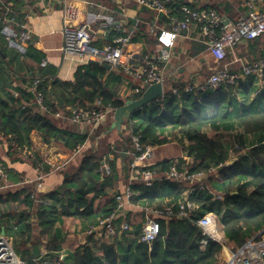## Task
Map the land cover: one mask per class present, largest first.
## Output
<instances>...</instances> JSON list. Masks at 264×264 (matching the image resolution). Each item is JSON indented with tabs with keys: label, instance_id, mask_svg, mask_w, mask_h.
<instances>
[{
	"label": "trees",
	"instance_id": "16d2710c",
	"mask_svg": "<svg viewBox=\"0 0 264 264\" xmlns=\"http://www.w3.org/2000/svg\"><path fill=\"white\" fill-rule=\"evenodd\" d=\"M176 1L181 4L177 6ZM188 4L187 0H173L168 5L172 13H161L157 22L169 25L173 16L179 17L175 12L185 18L182 7H190ZM154 16L151 9L143 6L139 11L140 22L131 38L135 44L145 43L151 52L159 45L160 34L158 27L156 34L150 32ZM132 22L135 23L136 19ZM248 42L251 43V50L259 45L256 39ZM29 54L37 62L44 58L42 52L33 48L29 49ZM230 54L222 64L230 60ZM258 57L251 60L255 61ZM105 69L89 63L86 69L79 67L75 79L69 81L57 76L58 69L54 65L40 68L37 92L44 94L47 111L40 108L36 93L29 89L18 92L19 98L15 102V107L20 111L18 116L9 112L8 101L0 99V149H4V158L0 155V169L7 173L5 176L0 172V233L5 227L6 234L11 238H19L16 251L26 264H220L219 254L223 245L209 238L207 244L201 246L200 240L204 236L196 221L199 217L207 212L222 215V231L226 245L232 250L239 249L264 230V104L257 100L240 107L241 102L237 99L238 92L248 98V93L252 92L250 82L264 77V74L262 77L250 75L237 84H223L216 89L207 88L197 92H187L184 84H174L178 87V94L173 93L172 88H167L164 98L134 112L125 121L122 132L117 131L119 139L112 142L108 133L110 122L101 123L91 136L68 128L72 124L74 108L88 109L101 101V110L110 105L114 111L124 104L123 99H113V92L104 86L101 74ZM0 80L1 84L10 87L2 67ZM50 88L54 92H50ZM133 98H139V95ZM256 107L260 110H254ZM56 112H61L62 117L54 119ZM63 126L67 128L63 129ZM170 127L175 134H181L190 142L187 148L189 161L173 158L150 168L158 174H164L172 167L207 173V179L214 183L216 192L208 186L204 190L195 189L185 200L194 202L196 210L188 217H161L163 225L151 245L140 241L144 225L142 218L136 220L126 216L125 220L131 226L137 225L136 232L133 229L123 231L121 236L111 239H97L95 234H87L86 243L73 239L61 253L60 246L67 236L61 238L53 233L54 224L60 221L66 230V221L73 223L76 217L80 220L92 217L89 226L98 224L101 218L114 211L116 201L114 199L97 216L100 211L95 209L96 199L109 200L127 186L133 189V203L142 202L147 208H164L174 204L177 209L180 194L174 192L171 182L147 186L142 177L131 178V163L139 154L134 138H138L142 147L162 145L169 142L173 135L167 132ZM206 127L210 130H203ZM232 127L243 128L244 132L233 135L232 143L228 146L230 137L226 136L224 130ZM33 130L38 131L45 142L55 141L71 154L80 149L72 164L60 170L64 177L62 184L49 193L39 192L33 181L21 185L24 180L22 174L12 166L27 159L39 172L48 173L51 170L40 154L35 152L34 157L22 154L21 147L32 146L30 134ZM246 134H255L257 138L254 142H248ZM231 151L236 153L238 160L227 166ZM110 154L114 155V159H109ZM105 160L110 173L102 170ZM119 161L123 164H118ZM211 167L217 169L221 181H213L209 172ZM217 193L224 196L223 201L214 199ZM13 217L24 224L16 227L20 231L11 226L8 232L7 224ZM27 218L31 221H27ZM121 221L122 218L117 223ZM62 254L64 257L60 258Z\"/></svg>",
	"mask_w": 264,
	"mask_h": 264
},
{
	"label": "built area",
	"instance_id": "2783aa9c",
	"mask_svg": "<svg viewBox=\"0 0 264 264\" xmlns=\"http://www.w3.org/2000/svg\"><path fill=\"white\" fill-rule=\"evenodd\" d=\"M23 2H38L41 0H20ZM77 0H65V6L71 7ZM84 1V0H83ZM141 6L155 11L157 16L161 13L169 14L172 10L168 5L173 0H136ZM247 8L246 13L236 21L225 22L223 18L214 9H191L189 6H183L182 11L185 18L172 17V29L163 30L158 35V41L161 55L156 54L152 57H145L144 64H134L126 61L125 55L127 45L131 41L132 34L137 29L140 22L136 19L134 26L128 29L126 20H116L114 14H107L102 12H88L89 20L81 25L75 26L66 23L62 35L64 39V46L62 48L65 59H74L80 64H88L91 60H99L107 62L112 65L115 70L122 71L130 80L133 81V93L141 97L143 93V86L146 83L153 84L157 82L163 83L165 91V73L159 59H168L170 52L166 48H173L175 42L181 33L189 31L192 27H198L202 41L207 45L208 51L213 57L212 64H208L210 75L208 78L200 83L194 85H187L184 90L187 92L204 91L207 88L216 89L223 84H237L240 80H246L250 75L262 77L264 74V58L255 61H246L242 59H235V61L242 62L238 71H233L228 64H222L229 52L233 50L235 45L241 42H248L250 40L259 38L264 34V0H242ZM92 6L98 5L96 1L86 0ZM100 7H102L100 5ZM105 8V7H103ZM125 17V11L121 12ZM17 11L14 8L13 0H0V28L4 29L6 39L9 42H16L24 44L31 39V31L25 25L15 27ZM19 28V29H17ZM105 31V37L114 34L111 40L103 43L102 46L95 45L96 37L99 32ZM151 33L156 34V26H151ZM46 60H43L41 65L45 66ZM39 77H34L29 90L36 93V102L43 111L48 108L45 102V96L42 92H37L39 86ZM140 83V85H139ZM173 93L178 94V87L172 88ZM165 96V95H164ZM164 98V97H163ZM103 107L101 101L95 102L90 108H74L72 109L71 121L72 123L90 124L93 128H97L104 122L107 114L113 113L111 107ZM55 117H62L61 112H56ZM135 146L139 152L131 163L132 179L142 177L147 186H153L157 182L163 181H177L179 183H191L195 189L204 190L206 186L207 173L204 172H189L187 170H179L172 167L170 171L162 174L156 173L155 169H151L150 158L153 155L152 147H142L138 142V138H134ZM22 154L34 157L35 150L30 145L21 147ZM80 151V149H79ZM79 151L71 155L74 157ZM231 153H233L231 151ZM61 159L65 158L58 152ZM52 168L57 170L53 162L44 160ZM66 163V162H64ZM61 168L62 166H57ZM102 170L110 173V167L103 162ZM217 169L211 167L209 172H214ZM1 172V170H0ZM221 177L220 174H218ZM133 189L127 186L126 189L115 195L116 208L108 216L101 218L96 225H91L86 230V234H95L97 239H111L121 236L123 231H131L132 226L125 220V206L131 201L133 197ZM214 199L224 200L222 194H215ZM197 205L190 200H180L177 204V209L174 204L167 205L164 208L149 207L146 209L144 225L140 235V241L149 245L157 239L160 233L161 225L160 218H169L175 215L177 218L190 216ZM122 218L120 223L118 219ZM197 224L204 236L200 240L201 246L207 244L209 238L219 241L224 250L227 251L224 264H264V230L256 236L251 237L242 247L237 250H232L226 245V239L222 231V224L215 212H207L199 217ZM62 258V257H60ZM0 264H26V262L17 253L13 238L6 234H0Z\"/></svg>",
	"mask_w": 264,
	"mask_h": 264
},
{
	"label": "crops",
	"instance_id": "0c3cea01",
	"mask_svg": "<svg viewBox=\"0 0 264 264\" xmlns=\"http://www.w3.org/2000/svg\"><path fill=\"white\" fill-rule=\"evenodd\" d=\"M90 1H96L98 5L92 6L91 4H88L86 0H77L71 7L65 6V0H41L38 2H23L20 0H13L14 8L17 11V22L15 24V27L25 25L26 28L31 31V39L24 44L9 42L6 39L4 29H0V67H2L3 73L6 74L7 82L9 83L8 85H10V87H6L1 84L0 80V99L8 101L10 103V113H13L17 116L20 114V111L15 107V102L19 98L18 92L22 91L23 89L29 88L34 76H39L40 68H44L48 64L54 65L58 69L57 76L60 79L73 81L75 79L78 68L82 67L86 69V67L88 66L89 63L83 65L74 59H65L62 50L64 46L62 30L66 23L73 24L75 26L81 25L89 20L88 12L93 11L114 14L116 20L123 21L124 19H127L126 26L128 27V29H131L132 26H134L135 23L132 22L133 19L140 20L139 11L143 6H141L136 0ZM187 1L189 2L188 5H190V7H193V9H214L227 21L238 20L247 11V8L242 0ZM176 4L177 6H179L181 3L176 1ZM100 5L102 7H100ZM123 10L127 15L126 17L121 13ZM153 12L155 13V16L152 25H155L156 28L158 27L160 32L163 30L168 31L172 29V21H170L169 25L159 24L157 21L160 14L157 16V13L155 11ZM174 14L176 16L182 17L181 13L175 12ZM183 18L184 17H182V19ZM99 34L100 35L96 37L95 42L100 46H102L106 41L111 40L114 36V34H111V36L105 37V31H101L99 32ZM132 35L134 36L135 34ZM261 36V38L259 37V39L256 40L259 45L256 46L254 50H251L250 42H241L235 45L233 50L230 52V55L234 56L233 62H238H236L235 59H246L252 61L251 59H253V57L255 56H259L258 58H264V34ZM30 48L36 49L43 53L44 58L42 59V61H47V64L45 66L41 65L42 61L37 62L31 58L29 54ZM126 48V61L137 65L144 64L143 60L145 59V57L154 56L158 50V54H163V52L160 51L159 45L155 47L153 52H151L148 51L145 43L135 44L132 40L129 42ZM166 51L170 52V56L168 59L161 60L157 58L165 73V91L169 87H177L174 84H184L185 88L189 84L194 85L196 83L203 82L208 78L210 70L207 65L212 64L213 57L208 51L207 45L202 41L198 27H192L188 32L185 31L181 33V36L177 38L174 47H167ZM236 54H238L239 57H237ZM15 60H17L16 64H14ZM113 69L114 68H112L111 70L105 69L104 73L101 74V80L105 82L104 86L109 87L113 92V99L119 98L123 99L124 101H126L127 99H131L133 96H135V94L133 93V81L131 80L132 83H129L128 81L130 80V78H128L122 71L116 70L119 74H121V76H118L119 74L113 73ZM26 75H28V79L26 78ZM25 79H27V82L24 83ZM250 86H252V92L248 93V98H245L240 92H238L237 99L239 102H241L240 107H244L245 105L247 106V104L250 105L257 100H261L260 103L264 104V77L251 81ZM50 90V92H54V89L50 88ZM237 106H239V104H237ZM108 107H110V105ZM110 115L111 114H107L104 122L102 123L110 122L111 124L113 116L112 118H110ZM53 117L54 119L56 118L55 116ZM66 128V126H63V129ZM68 128L76 131V133H88L89 136H91L96 129L95 128L93 130V127L90 124L78 125L75 123H70ZM230 130L231 132L233 131V133L238 134L244 132L243 128L239 129L238 127H232V129ZM113 132H108L111 135L110 137H112ZM115 134L117 136V138L115 139H119V133L116 131ZM253 136L256 135L246 134V141L249 140L248 142H251ZM110 137L109 141H112L113 139H110ZM30 138L32 141V147L34 148L36 153L40 154L44 158V160H53L52 157L49 156V152H45V148L55 147V150L60 151L61 156L64 157L67 154H71L61 146H58L55 141L48 143L45 142L42 135L36 130H33L31 132ZM189 144L190 143L181 134H173L169 139V142L162 145L152 146L153 155L150 158V163L155 165L164 160L173 158H185L187 161H189V158L187 157V148ZM0 155L2 158H4V149L2 148L0 149ZM231 157L232 156H230V158ZM109 159H114V155L110 154ZM103 162H105V164L108 163L107 160ZM118 164L123 163L122 161H119ZM12 166L22 174L24 180L21 185L24 182L33 181L36 183V188L39 192L49 193L58 185L62 184L64 180L63 174L62 172H60L62 168H60L59 171L50 170L48 173L39 172V170L37 168H34L31 165V162L27 159H24L20 163L14 164ZM48 166L50 165L48 164ZM0 170L3 174H5V176H7V173H5L2 169ZM216 175L218 177H216V179L212 177L213 181L221 179L218 174ZM207 176L206 180H204L205 186H210L213 191L216 192L215 188L213 187L214 183L207 185ZM169 182L173 184L172 187L174 189V192L180 194V200L187 199L188 196L195 190V186L188 182ZM114 196L115 194H113V197H111L109 200L107 198L96 199L95 209L97 211H100L97 216L103 212L104 207H108L110 203H113V200L115 199ZM146 209L147 207L144 203H133L130 201L125 206V213L126 216H130L132 219L138 220L139 218H142V222L144 223ZM74 219L75 221L73 223H69V221H66V230L63 228L64 224H62V222L60 221L56 222L59 224L57 225L59 226L60 230L55 229V224L53 226V233H57L61 238H66L67 236L65 243L60 246L61 253H64V251L69 247V244L72 243L73 239H81L79 233L84 235L81 240L83 241L82 244L86 243V228L90 225V222H92V217H85L82 220H80L78 217ZM15 222L20 223L19 218H11L8 224L10 225V227L15 226L16 228L17 226L14 224ZM3 228L5 229V227ZM132 229L136 232L137 225H132ZM77 231L78 233H76ZM42 249L44 252L46 251L44 247ZM226 255L227 251L222 248L219 254L220 264H224ZM61 257L63 258L64 255L62 254Z\"/></svg>",
	"mask_w": 264,
	"mask_h": 264
},
{
	"label": "water",
	"instance_id": "95a60500",
	"mask_svg": "<svg viewBox=\"0 0 264 264\" xmlns=\"http://www.w3.org/2000/svg\"><path fill=\"white\" fill-rule=\"evenodd\" d=\"M225 22H228L225 20ZM259 38H256V40ZM90 64L100 65L108 70L112 69V65L107 62H101L99 60H91ZM165 91L162 82H157L153 84L146 83L143 86V93L139 98L127 99L122 106L117 107L114 110L113 120L109 126L108 132H113L114 130L122 132L124 123L126 120L130 119L134 112L142 109L145 105L151 103L152 101L163 98ZM238 157H231L227 161V166L232 165ZM237 193V192H234ZM1 234H5V229L2 228Z\"/></svg>",
	"mask_w": 264,
	"mask_h": 264
},
{
	"label": "rangeland",
	"instance_id": "374dc122",
	"mask_svg": "<svg viewBox=\"0 0 264 264\" xmlns=\"http://www.w3.org/2000/svg\"><path fill=\"white\" fill-rule=\"evenodd\" d=\"M94 44L95 45H99V44H97L96 42H94ZM100 46V45H99ZM236 56L237 57H239V55L238 54H236ZM228 58H230V60L227 62V63H225V64H228V65H230V67H231V69L233 70V71H238L239 70V68L241 67V65H242V62H237V63H235V62H233V60H234V56L233 55H229V57ZM244 62H246L247 60L246 59H242ZM249 61V60H248ZM16 62H17V60H15L14 61V64H16ZM232 63H235V64H232ZM233 66V67H232ZM113 71V73H115V74H119L118 73V71H116V70H112ZM118 76H121V74H119ZM258 107H256V108H254V110H256V111H258V110H260L259 108L257 109ZM248 111H249V109H248ZM93 130L95 129V128H92ZM203 130H205V131H209L210 129H209V127H206V128H203ZM95 131V130H94ZM167 132L169 133V134H175L176 132H175V130L174 129H172V127H170V128H168V130H167ZM224 132H226L227 134H226V136L227 137H230L229 139H228V142H227V145L228 146H230L231 145V143H232V136L233 135H235V136H237V134L236 133H233V131L231 132V130H224ZM116 131L115 132H113V134H112V137H110V139H113L112 141L114 142V141H116V139L115 138H117V136H116ZM224 134V133H223ZM256 138H257V136H253V139H252V141L251 142H254L255 140H256ZM184 139V138H183ZM118 140V139H117ZM190 143V142H189ZM250 144V143H249ZM59 146V145H58ZM49 152V156L50 157H52V161H53V164H54V166H56V168H57V170H55V171H59L60 170V167H59V169H58V165L59 166H62V167H64V166H69L70 164H72V162L75 160V157H76V155L74 156V157H71V155L70 154H67V155H65V158H63V159H61L59 156H58V152H60V151H58V150H55V147L53 148V147H50V148H45V152ZM61 153V152H60ZM231 156L232 157H235L236 156V153H231ZM64 162H66V163H64ZM61 167V168H62ZM51 168H52V166H51ZM216 174H218V173H216V171H214V172H211V175L213 176V178L214 179H216V177H218ZM222 179H218V180H215L214 182H217V181H221ZM175 182H177V181H175ZM206 183H207V185H210L211 183L208 181V179H207V181H206ZM210 187V186H209ZM210 189H212L211 187H210ZM212 191H213V189H212ZM218 215V214H217ZM218 218H219V220H220V222H221V224H222V222H223V218H222V215H218ZM26 220H29V221H31V219H26ZM162 222L160 221V225H163V223L161 224ZM17 227H19V225H21V224H24V222L23 223H19V222H15L14 223ZM58 223H56L55 224V229L56 230H58L59 229V224L57 225ZM22 226V225H21ZM15 227V226H14ZM7 228H8V232H9V228H10V225H8L7 224ZM20 228V227H19ZM19 228L17 229V228H15V230L17 229V230H19ZM15 230H14V228H13V232H15ZM60 230V229H59ZM20 231V230H19ZM7 232V233H8ZM76 233H78V231L76 232ZM6 234V233H5ZM80 234V240H82V237L84 236L83 234H81V233H79ZM7 236H9V237H11L10 235H8V234H6ZM13 239H14V245H15V248L17 247V245L19 244L18 242V240H19V238H16L15 236H13Z\"/></svg>",
	"mask_w": 264,
	"mask_h": 264
}]
</instances>
